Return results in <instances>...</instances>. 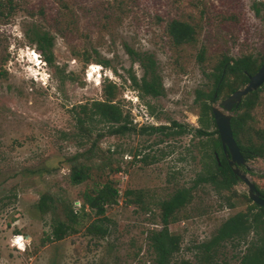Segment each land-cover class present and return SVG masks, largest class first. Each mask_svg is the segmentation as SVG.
<instances>
[{
  "label": "rangeland",
  "instance_id": "obj_1",
  "mask_svg": "<svg viewBox=\"0 0 264 264\" xmlns=\"http://www.w3.org/2000/svg\"><path fill=\"white\" fill-rule=\"evenodd\" d=\"M263 8L264 0H0V264H153L149 235L162 227L159 203L181 188L192 189V200L168 226L180 237L170 264H240L264 229L204 250L224 221L253 203L240 180L229 190L194 186L204 162L200 143L208 139L194 134L200 111L195 98L197 91L213 90L211 75L224 57L264 62ZM172 20L191 25L195 42L173 45L166 32ZM36 33L52 40L50 63ZM128 49L153 58L162 96L133 86L130 76L140 82L143 69ZM234 76L211 108L223 111L219 103L230 89L246 85ZM108 83L115 86L112 103L132 127L124 134H111L109 125L79 109L104 100ZM244 111L233 110L232 117ZM249 115L250 138L264 150V138L255 135L264 136V87ZM77 117L85 119L82 129ZM174 123L185 132L166 135L177 130ZM147 126L168 129L140 133ZM83 153L75 163L88 169L89 178L73 185L72 159ZM245 162L239 169L264 192V151ZM105 181L119 197L106 210L108 232L101 237L87 232L100 223L94 212L79 209L82 194ZM42 196L44 212L37 207ZM69 210L79 215L72 231L51 239L58 222L68 223Z\"/></svg>",
  "mask_w": 264,
  "mask_h": 264
},
{
  "label": "trees",
  "instance_id": "obj_2",
  "mask_svg": "<svg viewBox=\"0 0 264 264\" xmlns=\"http://www.w3.org/2000/svg\"><path fill=\"white\" fill-rule=\"evenodd\" d=\"M255 13L258 14L259 10L255 9ZM261 19L264 23V12ZM166 32L173 45L192 44L195 42V29L183 21H170L166 26ZM35 38V43L37 44L39 51L43 55L48 53L49 56H46L45 58L46 61L50 63L52 40L47 34L40 33H36ZM127 51L130 55L137 57L143 69V77L140 82H137L134 76H130L133 86L142 94L150 95L152 97L162 96L163 89L160 78L155 72V62L153 58L149 55L139 57L130 49ZM202 54L203 53H199L197 56V59L200 62L203 60ZM103 64L106 66L107 62H104ZM260 66L255 65V61L251 60L250 57H242L233 61L228 57H224L215 68L214 73L211 75L214 84L213 90L209 93H205L203 91L196 92L195 102L199 103L200 111L198 115L199 127L195 129L194 134L195 136L207 137L208 139L207 141H204L205 144L200 143V147L203 150L202 159L204 162H202L201 171L196 175L194 186L199 184H209L213 186L216 191H220L229 190L238 182V179L234 176L232 169L228 165L222 151L209 102H214L219 98L221 90L225 86L229 75L239 77L242 79V83L246 84L248 82V76L253 75ZM263 87L264 84L258 90L249 93L244 98L238 108L234 110H239L244 107L247 111L233 116L230 122L233 139L235 140L245 160L255 156H263L264 150L262 145L256 146L252 142L249 127V121L251 120L249 111L256 105L258 92ZM236 90L237 88L230 89V95ZM215 92L217 93V96L214 99L213 96ZM114 94L115 86L111 83L105 84L103 86L104 100H94L90 103L89 109L88 105L79 106V109L83 115L89 116L90 118H92V116H97L101 123L109 125L108 128L111 129L109 130L111 134H124L131 131L132 127L128 126L130 125L128 115L123 116L119 107L112 103ZM84 120L85 119L81 117L76 118V124L80 129H82ZM120 123L121 125L116 126ZM174 125L177 127V130L167 132L166 135H181L185 132V129L181 125L177 123H174ZM167 129L168 128L165 126H147L141 127L140 133L151 134ZM255 135L256 137L264 138L262 131H256ZM137 156L138 155H135L134 157ZM78 157H85V154L76 155L72 159L73 165H71L69 179L73 185H79L89 178L88 169L84 165L75 163ZM140 161L143 163L147 162L145 158H141ZM153 161L155 162V159H153ZM191 192L192 189L190 188L176 189L168 199L159 203L160 223L162 227L159 230H152L149 235L151 246L155 255L153 264H170L173 254L179 251L180 237L171 233L168 230V226L176 221V213L186 204L190 203L192 200ZM258 192L264 198V192L259 190ZM125 194L129 195L131 192L128 191ZM118 197V190L110 181H105L97 185L94 189L85 191L82 194L79 211L89 209L94 212L95 216L98 218L97 222H100L99 224L91 223L87 228L88 233L94 235L97 234L101 237L107 234L108 229L102 225V222L106 220L105 213L107 208L116 205ZM45 199L46 198L42 196L37 206L41 212H44L47 209ZM247 200L250 201L248 198ZM129 202L131 201H127V203ZM135 202H141L140 196L135 198ZM233 206V204H230L231 208ZM77 212L78 211L76 210L68 211V223L58 222L52 230L51 239L60 241L72 231L71 224L76 223L79 218ZM261 225L264 229V207H259L253 204L252 207L248 209V212H238L224 221L210 241L203 245L204 250L208 252L210 247L216 246L223 241L243 239L250 232L257 234L258 228ZM47 240H50V238L48 237ZM259 242V244H252L247 249V252L242 256L240 264H264V238L260 239ZM179 264L190 263L183 260L180 261Z\"/></svg>",
  "mask_w": 264,
  "mask_h": 264
},
{
  "label": "water",
  "instance_id": "obj_3",
  "mask_svg": "<svg viewBox=\"0 0 264 264\" xmlns=\"http://www.w3.org/2000/svg\"><path fill=\"white\" fill-rule=\"evenodd\" d=\"M263 84L264 62L253 75L248 76V82L242 89L234 91L227 98L220 101L219 106L223 111L219 110L217 107L211 108V113L217 134L219 136L221 148L228 165L231 167L234 176L246 185L248 199L259 207H264V198L260 195L255 185L239 169L240 166H246V162L239 147L233 139L230 122L232 119L233 110L238 108L243 98H245L249 93L258 90ZM216 96L217 93L215 92L213 96L214 99Z\"/></svg>",
  "mask_w": 264,
  "mask_h": 264
},
{
  "label": "clouds",
  "instance_id": "obj_4",
  "mask_svg": "<svg viewBox=\"0 0 264 264\" xmlns=\"http://www.w3.org/2000/svg\"><path fill=\"white\" fill-rule=\"evenodd\" d=\"M22 239H23L22 237L17 238V239H16V243H20V241H22Z\"/></svg>",
  "mask_w": 264,
  "mask_h": 264
}]
</instances>
